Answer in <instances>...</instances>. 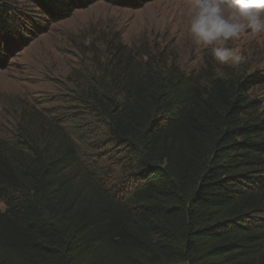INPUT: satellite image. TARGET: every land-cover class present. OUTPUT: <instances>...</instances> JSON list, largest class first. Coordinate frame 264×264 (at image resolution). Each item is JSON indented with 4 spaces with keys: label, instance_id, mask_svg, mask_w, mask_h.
Here are the masks:
<instances>
[{
    "label": "trees",
    "instance_id": "1",
    "mask_svg": "<svg viewBox=\"0 0 264 264\" xmlns=\"http://www.w3.org/2000/svg\"><path fill=\"white\" fill-rule=\"evenodd\" d=\"M97 1L25 0L53 21ZM15 5L0 0V61L23 27ZM150 64L81 95L94 151L112 148L124 191L68 137L61 155L31 136L0 149V264H264V126L246 95L264 76L201 84Z\"/></svg>",
    "mask_w": 264,
    "mask_h": 264
},
{
    "label": "rangeland",
    "instance_id": "2",
    "mask_svg": "<svg viewBox=\"0 0 264 264\" xmlns=\"http://www.w3.org/2000/svg\"><path fill=\"white\" fill-rule=\"evenodd\" d=\"M13 2L23 27L14 41L2 45L0 149L19 146L31 136L61 155L63 136L68 137L66 143L83 160L96 161L112 190L124 191L130 184L114 163L112 148L99 145L94 151L86 133L91 120L83 113L81 95L95 80L110 70L116 76L123 67L140 69L150 63L201 84L216 77L264 76V33L246 31L228 41L242 57L239 65L217 62L211 48L196 45L189 34L190 0H154L131 8L99 0L55 21L25 0ZM246 95L257 102L248 117L264 126V80Z\"/></svg>",
    "mask_w": 264,
    "mask_h": 264
},
{
    "label": "clouds",
    "instance_id": "3",
    "mask_svg": "<svg viewBox=\"0 0 264 264\" xmlns=\"http://www.w3.org/2000/svg\"><path fill=\"white\" fill-rule=\"evenodd\" d=\"M188 31L198 46H208L220 63L239 65L242 57L228 41L250 31L264 33V0H190Z\"/></svg>",
    "mask_w": 264,
    "mask_h": 264
}]
</instances>
